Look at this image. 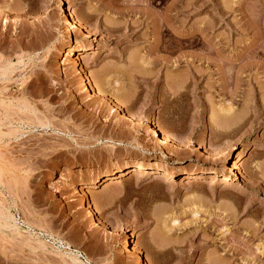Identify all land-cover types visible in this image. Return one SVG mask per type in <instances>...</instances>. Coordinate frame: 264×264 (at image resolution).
I'll return each mask as SVG.
<instances>
[{"label": "rangeland", "instance_id": "obj_1", "mask_svg": "<svg viewBox=\"0 0 264 264\" xmlns=\"http://www.w3.org/2000/svg\"><path fill=\"white\" fill-rule=\"evenodd\" d=\"M112 3L0 0V264H142L134 246L152 264H264V0H242L250 18L235 13L180 50L164 48L171 37L156 48L154 17L134 30V17L115 21ZM212 10L181 15L180 32ZM76 13L93 38L73 30Z\"/></svg>", "mask_w": 264, "mask_h": 264}, {"label": "bare ground", "instance_id": "obj_2", "mask_svg": "<svg viewBox=\"0 0 264 264\" xmlns=\"http://www.w3.org/2000/svg\"><path fill=\"white\" fill-rule=\"evenodd\" d=\"M176 2L174 3V5L173 6H171V7H168V6H166L167 5V0H148L147 1V4H145V5H147L146 7V9H147V11H141V10H137V9H125V8H123V9H121V8H117L118 6H116L115 4L117 3L116 2V0H115V3H112L110 6L108 5V7H110L109 9H110V11H111V13L113 14V16H116L115 17V21H118V19H119V17L120 18H123L124 20H126L125 19V17H127V16H131V17H136L135 18V20H134V18H133V22H130V21H128V19H127V21H125L126 23H129V24H131V25H127L126 27H127V29H128V27H129V29L131 28V29H136L137 27H140L141 25L143 26H146V27H148L149 26V23L147 22L148 20H150L152 17H154V18H152L153 19V22H155V23H153L154 25H155V27L154 28H156L155 29V35H156V38H157V43H156V48L157 49H159V46L162 44V46L163 45H165V40H166V38L167 37H171L172 39H174V41H175V44H173V43H171V44H168L166 47H164L165 49H167V50H169V48L171 49L172 48V50L174 49V50H180L183 46H185L187 43H188V45L187 46H193V45H197V44H201V40L203 39H205L204 37H206V36H208L209 35V33L213 30L212 28H214V26H215V24L216 23H218V24H220V23H222L221 22V20H226V18H228L229 16H231V15H233V14H237L238 12L242 15V17H251L250 15H248V14H243V12H241V9H237L236 7L234 8V6H236V5H239V7L241 6V4H242V0H239V1H235V2H230V4L231 3H233V4H231L230 5V8H229V6H227V5H229V4H227L228 2H226L225 0L223 1V3L221 4V1L220 0H217V1H220V2H218V4H216V3H212V1H215V0H209V1H203V3H201V5H199L200 4V2L197 4V3H195V5H198L197 6V9L196 10H194V11H186V9H185V11H184V8H187V7H184L183 5V7L180 5V3H179V0H175ZM109 2V1H108ZM146 3V2H145ZM211 3V4H210ZM225 3V4H224ZM107 4H109V3H107ZM118 4V3H117ZM190 4V3H189ZM192 4V3H191ZM235 4V5H234ZM188 5V4H187ZM224 5H226V6H224ZM243 5V4H242ZM189 6V5H188ZM206 6H212V8L214 9V10H212V11H214L213 13L214 14H209L208 15V17L210 16V20H208V21H202V23H200V25L198 26V27H194V28H196L194 31L192 30L189 34L187 33H183V32H180V27H181V21L179 20V17L182 15H184V13H190V14H193V15H199V13L201 14V9L203 8V7H206ZM233 6V7H232ZM238 7V6H237ZM126 8H128V7H126ZM160 8V10L162 11V12H160V11H158V10H155V9H159ZM242 8V7H241ZM243 10V9H242ZM210 13V12H209ZM245 13V12H244ZM72 12H71V16H70V19H71V17H72ZM75 14V13H74ZM208 14V13H207ZM91 15V14H90ZM240 15V16H241ZM253 15V14H252ZM92 16V15H91ZM112 16V17H113ZM189 16H191V15H189ZM193 17V16H192ZM236 17V16H235ZM241 17V18H242ZM248 17H247V19H248ZM230 18V17H229ZM117 19V20H116ZM141 19H144L142 22H141ZM245 19V18H244ZM73 21V26H71V24H70V26L71 27H73L74 29L73 30H75L76 31V29L78 30V31H76V34L79 32V31H81L82 33H84L85 34V36H87V37H92L93 38V36H94V32H93V30H91V28H89V27H87V26H85V24L81 21V19L79 18V16H77V13H76V15L73 17V19H72ZM113 20V21H114ZM240 20V19H239ZM242 20H243V18H242ZM114 21V22H115ZM121 21V20H120ZM220 21V22H219ZM71 22V23H72ZM225 22V21H224ZM118 23V22H117ZM114 24V26L111 28V27H109L108 28V30H110V31H115V32H118L119 31V27L118 26H116V25H118V24H116V22L115 23H113ZM112 24V25H113ZM121 24V23H120ZM196 25V24H195ZM198 25V24H197ZM217 25V24H216ZM218 26V25H217ZM237 26V25H236ZM235 26V28H236V30H238L239 29V31H241V29L240 28H242V27H238V29H237V27ZM240 26H242L241 24H240ZM118 27V28H117ZM130 29V30H131ZM212 29V30H211ZM215 29V28H214ZM234 29V28H233ZM245 29V28H244ZM248 29V28H247ZM249 30V29H248ZM255 30V29H254ZM208 34V35H207ZM80 36H83L82 34L80 35V32H79V37ZM84 37V36H83ZM86 37V38H87ZM92 38H90V39H92ZM95 38V37H94ZM209 38V37H208ZM207 38V39H208ZM88 40V39H87ZM172 41V40H171ZM93 43V42H92ZM94 44V43H93ZM93 44H91L92 46H93ZM90 45V46H91ZM170 45V46H169ZM257 45V44H256ZM91 46V47H92ZM161 46V47H162ZM95 48V47H94ZM81 49L79 48V47H76V46H74V47H70V48H68L67 49V53L66 54H68V59L70 60V61H72L73 60V58L72 57H74L75 56V51H80ZM171 50V51H172ZM78 58V57H77ZM75 59V58H74ZM205 59V58H204ZM76 60H78V59H75V60H73V65L74 66H76L77 65V63H79V60L76 62ZM205 61H207L208 63L207 64H209V61L208 60H206L205 59ZM146 62V61H145ZM147 63V62H146ZM190 65V64H189ZM81 66V65H80ZM191 67V66H190ZM190 67H189V69H190ZM77 69V68H76ZM80 69V70H79ZM79 69H77V73H78V76L79 77H81V78H79V79H81V82H82V84L85 86V87H88V89L89 88H91V90H93L94 91V95H98L103 101H107L106 103H109V102H112V104L113 105H115L116 106V108H118L117 106H119V108H120V104L118 103V102H114L108 95H107V93L106 92H104L103 90H101V85H100V83H99V81H98V83H97V81H95V83L96 84H94V83H92V81L90 80V79H88V80H90V81H87L86 82V80L84 79V77H83V75H82V68H79ZM193 69V68H192ZM82 70V71H81ZM198 71V70H197ZM197 71H196V73H197ZM190 72H192V71H190ZM195 72V71H194ZM199 73V72H198ZM200 73H201V71H200ZM84 74V73H83ZM194 74V73H193ZM132 75H134V73L133 74H131V76ZM197 75V74H196ZM84 76H87L86 74L84 75ZM181 76V75H180ZM88 77V76H87ZM134 77H136L135 75H134ZM198 77L196 76V79H197ZM174 81H176V80H174ZM87 83V84H86ZM97 85V86H96ZM87 89V88H86ZM97 96V97H98ZM121 107H122V105H121ZM124 109V108H123ZM120 110H122V109H120ZM119 110V111H120ZM127 113H129L128 112V110L127 109H124ZM122 112H123V110H122ZM130 114V113H129ZM128 115V114H127ZM126 117V116H125ZM131 117L132 116H129L128 115V119L130 118L131 119ZM134 119V118H133ZM132 119V120H133ZM131 120V121H132ZM135 120V119H134ZM128 121H130V120H128ZM139 120H137V122H138ZM126 122H127V118H126ZM136 122V123H137ZM140 122V121H139ZM129 123V122H128ZM131 123V122H130ZM135 123V122H134ZM133 122H132V124H134ZM141 124V123H140ZM144 124V123H143ZM148 125V124H147ZM156 126H157V124H156ZM159 126V128L158 129H153V133L154 134H159V133H161L162 134V136H163V138H162V140L164 141V143L166 144V143H169V142H171V141H174V137L173 136H171L169 133H166L165 131H163L162 129L163 128H160V125H158ZM148 127V126H147ZM150 127V126H149ZM150 129V128H149ZM176 140H177V138H176ZM170 144H172V143H170ZM167 145H169V144H167ZM233 148V147H232ZM234 149V148H233ZM240 155H238V157H239ZM143 168V165L141 164V163H138V164H134V165H125V166H121V167H117V168H115V169H113V170H111L110 172H108V173H106V174H104L101 178H100V180H99V182H98V184H100V185H103L102 186V188H104V187H107L106 185H108V184H106V185H104L105 183H108V182H110V181H112V180H114V179H116L117 177H122L123 175H127V172L129 173V172H137V171H139L140 172V170ZM143 170V169H142ZM145 170V169H144ZM149 171V170H148ZM152 171V170H151ZM156 171V170H155ZM143 172H145V171H143ZM150 173V172H149ZM148 173V174H149ZM167 173V171L165 172V170L163 171V172H160L158 175H160L161 177L162 176H165L166 177V174ZM170 175V174H169ZM168 175V176H169ZM156 177V176H155ZM158 177V176H157ZM159 179V178H158ZM168 179V178H167ZM166 180V179H165ZM93 187H98V185L96 186V185H94ZM96 190V189H95ZM92 191V190H91ZM94 191V190H93ZM92 191V192H93ZM84 192V191H83ZM92 192H89V191H86V192H84V193H82V195L84 196V194H88V193H92ZM82 196V197H83ZM86 197V199H87V195H85ZM87 203H89L88 202V199H87ZM90 204V203H89ZM87 206H89V208H90V206L91 205H87ZM94 208V207H93ZM91 209V208H90ZM90 209H89V213L91 214L92 212V210L90 211ZM99 219V218H98ZM100 221V220H99ZM97 222H98V220H97ZM99 223V222H98ZM98 223H97V225H98ZM100 224H102V221H101V223ZM109 226V225H108ZM107 227V226H106ZM108 228V227H107ZM118 229V228H117ZM121 229V228H120ZM119 229V230H120ZM121 231V230H120ZM123 231V230H122ZM121 231V232H122ZM118 232V231H117ZM124 233V232H123ZM118 236V238H122V241L123 240H125V239H123V235L122 236H120L119 237V235H117ZM124 244H126V242L124 243ZM123 244V245H124ZM134 246V245H133ZM128 247V246H127ZM137 246H134V248H130V250H129V252L130 253H133V254H135V256H137V258H136V260L138 259V260H140L141 259V261H142V264H152L151 262H149L148 260H145L146 258L143 256V253H142V250H140L139 249V247L138 248H136ZM126 248V247H125ZM128 250V249H127ZM257 253V252H256ZM255 253V254H256ZM145 259H144V258ZM140 261V262H141Z\"/></svg>", "mask_w": 264, "mask_h": 264}]
</instances>
